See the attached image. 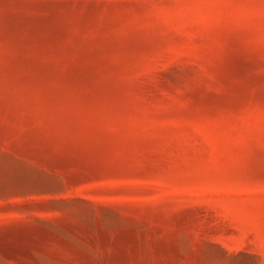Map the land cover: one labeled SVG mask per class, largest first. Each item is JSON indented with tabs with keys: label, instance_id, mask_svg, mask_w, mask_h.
Instances as JSON below:
<instances>
[{
	"label": "rangeland",
	"instance_id": "obj_1",
	"mask_svg": "<svg viewBox=\"0 0 264 264\" xmlns=\"http://www.w3.org/2000/svg\"><path fill=\"white\" fill-rule=\"evenodd\" d=\"M0 264H264V0H0Z\"/></svg>",
	"mask_w": 264,
	"mask_h": 264
}]
</instances>
